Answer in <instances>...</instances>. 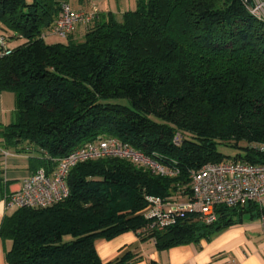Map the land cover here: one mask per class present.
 I'll return each instance as SVG.
<instances>
[{
	"label": "trees",
	"instance_id": "trees-1",
	"mask_svg": "<svg viewBox=\"0 0 264 264\" xmlns=\"http://www.w3.org/2000/svg\"><path fill=\"white\" fill-rule=\"evenodd\" d=\"M63 3L69 0H0V34L17 40L0 56V93L15 97L0 136L44 151L37 167L47 171L85 143L114 137L176 173L117 157L74 165L65 199L3 217L6 264H131L137 257L130 251L103 263L95 241L132 231L165 250L258 218L255 202L218 206L210 224L185 212L150 228L143 215L147 197L189 198L191 172L207 163H264V152L250 146L264 142V20L250 3L136 0L120 18L99 10L78 24L82 34L47 42ZM219 146L238 153L226 156Z\"/></svg>",
	"mask_w": 264,
	"mask_h": 264
},
{
	"label": "built area",
	"instance_id": "built-area-1",
	"mask_svg": "<svg viewBox=\"0 0 264 264\" xmlns=\"http://www.w3.org/2000/svg\"><path fill=\"white\" fill-rule=\"evenodd\" d=\"M248 10L256 18L264 20V2L252 0ZM99 10H75L69 3H63L60 15L54 21L50 33L66 38L78 24H87L98 16ZM11 53L9 42L0 34V56ZM181 135L176 133L173 142L180 144ZM250 146L264 152V142H253ZM105 157H117L136 165L149 168L155 174L172 176L176 171L164 166L154 158L134 149L129 144L114 137H99L85 143L69 154L52 160L54 167L47 171L37 168L24 178L20 186L6 195L9 206L45 208L68 196L66 183L69 170L76 164ZM191 195L187 199H170L162 202L147 197L148 205L143 215L150 220V228H162L175 222L176 217L185 212L196 213L206 224L217 218L218 206L235 207L247 202L258 204L261 213L259 227L264 234V163H250L240 158H228L219 163H207L193 170L190 175Z\"/></svg>",
	"mask_w": 264,
	"mask_h": 264
},
{
	"label": "crops",
	"instance_id": "crops-1",
	"mask_svg": "<svg viewBox=\"0 0 264 264\" xmlns=\"http://www.w3.org/2000/svg\"><path fill=\"white\" fill-rule=\"evenodd\" d=\"M92 3L96 0H90ZM135 8V4L129 9ZM100 11H102L100 9ZM83 27L77 25L74 35L82 34ZM56 37L52 33L46 41ZM17 43V40L12 39ZM48 42V41H47ZM15 97L12 92L0 93V131L13 120ZM46 153L27 142L7 144L0 136V223L5 215H11L16 207L6 203V195L16 190L21 181L34 172L38 162ZM11 243L0 238V264L5 262V250ZM95 248L103 263L112 261L126 251L137 259L131 264H264V234L258 218L242 219L215 232L209 239L197 243L158 250L151 239L143 241L138 233L126 232L113 239H97Z\"/></svg>",
	"mask_w": 264,
	"mask_h": 264
},
{
	"label": "rangeland",
	"instance_id": "rangeland-1",
	"mask_svg": "<svg viewBox=\"0 0 264 264\" xmlns=\"http://www.w3.org/2000/svg\"><path fill=\"white\" fill-rule=\"evenodd\" d=\"M136 3V0H96L94 3H92L90 0H69L70 6L75 10H83V11H90L93 7H96L98 10L102 11H112L116 14L118 18L121 17V14L129 9L133 4ZM84 27V25H81ZM83 29V28H82ZM56 37H53V39L47 40L48 42H51L53 40H56ZM10 45H14L15 42L10 41ZM245 145L244 143H240L239 146ZM219 151H221L224 155L233 157L238 153V150H235L231 147L226 146H219ZM241 154H243L242 151Z\"/></svg>",
	"mask_w": 264,
	"mask_h": 264
},
{
	"label": "water",
	"instance_id": "water-1",
	"mask_svg": "<svg viewBox=\"0 0 264 264\" xmlns=\"http://www.w3.org/2000/svg\"><path fill=\"white\" fill-rule=\"evenodd\" d=\"M248 3H252V0H245ZM262 2H264V0H262Z\"/></svg>",
	"mask_w": 264,
	"mask_h": 264
}]
</instances>
